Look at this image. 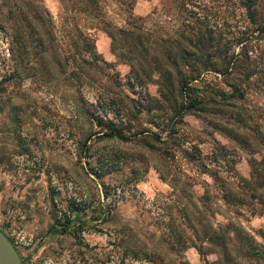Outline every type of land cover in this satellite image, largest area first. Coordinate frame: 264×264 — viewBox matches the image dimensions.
Listing matches in <instances>:
<instances>
[{
	"label": "rangeland",
	"instance_id": "1",
	"mask_svg": "<svg viewBox=\"0 0 264 264\" xmlns=\"http://www.w3.org/2000/svg\"><path fill=\"white\" fill-rule=\"evenodd\" d=\"M5 2L10 6L16 0H0V230L26 264H214L217 248L211 245L210 250L207 241L198 240L185 212L201 221L197 228L203 224L217 228L232 221L264 246V212L253 215L249 208L229 205L222 198L224 192L237 194L245 190L243 178H248L250 172L248 158L260 157L213 127V118L217 124L234 127L236 110L224 112L222 121L220 114L213 115L210 109L188 113L174 126L172 137L168 135L171 121L164 114L163 120H158V128L144 113L143 126L158 132L167 142L143 144L93 135L90 150L81 153L84 135L99 128L78 114L75 100L82 96L99 114L125 122L124 117L107 112L103 98L116 93L144 102L141 94L158 95L157 85L152 81L137 84L129 65L111 51L110 38L96 27L87 31L99 54L93 59L97 65L91 71L94 82H69L56 73L50 78H24L22 74L17 86V79L7 80L14 75L15 62L9 51L12 21L3 23L7 15ZM33 2L49 11L54 43L63 54L72 24L62 3ZM169 2L139 1L137 10H146L144 28L164 34L176 26L179 18L167 11ZM234 2L225 12V21L212 17L210 22L223 29L227 38L247 34L248 46H252L247 47L249 54L262 53L264 40L256 39L257 32L251 31L252 26L247 27L250 24L243 7L238 0ZM187 6L199 15L210 16L215 10L212 0H190ZM204 6L212 9L205 11ZM105 9L112 22L124 23V15L111 0H106ZM85 22L80 21V25L89 27ZM40 30L45 32L43 26ZM233 48L238 51L240 45ZM83 56L92 59L87 53ZM32 63L38 65L37 61ZM56 64L52 59L50 67L56 70ZM127 79L134 82L133 87ZM190 85L195 88L192 94L205 99L214 91L227 89L223 76L213 71L202 73ZM101 93L104 97L97 103ZM242 105L257 113L264 109V94L248 88ZM185 152L195 155L198 161L191 162ZM112 159L113 169L96 176L94 172L103 170ZM201 164L218 178L203 171ZM234 196L240 198L238 194ZM67 219V232H49L54 225L60 227L58 221ZM80 226L79 234L74 235ZM175 229H184L183 235L190 238L185 241L187 246L178 243L173 235ZM133 247L148 252L155 261L135 259L131 254ZM229 247L237 264H256L237 255L233 244Z\"/></svg>",
	"mask_w": 264,
	"mask_h": 264
},
{
	"label": "trees",
	"instance_id": "2",
	"mask_svg": "<svg viewBox=\"0 0 264 264\" xmlns=\"http://www.w3.org/2000/svg\"><path fill=\"white\" fill-rule=\"evenodd\" d=\"M111 1L124 15L122 25H117L108 18L105 9L106 0H60L66 18L71 19L72 24L66 34L68 43L62 47L63 54L58 52L55 46V37L50 30L53 25L52 18L47 9L38 7L33 0H16V4L10 6L5 2L7 15L3 23L12 21V28H9L8 32L9 51L15 62L14 75L8 76L7 80L15 78L19 86L22 74L24 78L29 76L50 78L56 73L69 82L78 81L83 84L94 82L91 71L97 65L93 59L99 54L94 39L87 31L96 27L101 29L110 38L111 51L129 65L135 82L145 85L147 81H152L157 85L158 95L141 94V98L144 99V102H141L127 95L113 93L104 97L102 93L99 94L97 103H100V99L104 97L107 112L110 111L115 117H124L125 122H116L106 114H99L92 103L88 105L80 96V101L75 100L78 114L99 128V131H89L84 135L80 142L81 153L90 150L89 141L93 135L122 142L136 140L143 144H149L151 141L167 142L162 140L158 132L143 126L141 119L144 113L149 115V122L158 128L161 123L158 120H163L164 114L165 119L171 121V124H168L170 128L168 135L172 137L175 132L174 126L188 113H202L210 109L213 115L219 113V120L222 121V114L228 109H234L238 112L234 127L221 122L217 124L215 118L211 121L213 127L240 146L249 149L251 154L259 153L260 157L248 158L250 172L248 178H243L245 190L237 192L241 199H235L234 195L237 194L232 191L224 192L222 198L229 205L249 208L253 215L263 213L264 152L261 151H264V109H260L257 113L249 112L246 108L243 109L242 103L245 102L248 88H254L264 94V51L251 56L247 47L252 46H248L247 34L238 38H227L223 29H217V26L210 22L212 17L225 21L227 16L225 12H228L230 3H235L234 0H212L215 3L213 7L215 10L210 12V16L207 13L199 15L193 9H188L187 3L190 0H170L167 11L176 14L179 19L176 26L164 34H154L153 31L144 28L146 16L134 13L137 0ZM238 1L250 24L247 27L252 26L251 31L257 32L256 39L264 40V0ZM222 6L228 9L224 10ZM203 9L209 12L212 8L204 6ZM80 21H86L89 27L85 25L82 27ZM40 26H43L45 32L40 30ZM234 45H240V49L235 51ZM84 53L89 54L92 59L85 58ZM52 59L57 63L56 70L50 67ZM32 60L35 63L37 61L38 65L33 64ZM207 71L223 76L227 89L214 91L208 99H205L192 94L195 88L190 83ZM254 76L256 78H253ZM127 82L130 87L134 86L131 80L127 79ZM185 153L186 156H191L189 158L191 162L198 161L195 155ZM114 164L112 159L105 164L103 170L94 173L100 177L102 173L113 169ZM201 167L213 178H218L217 174L204 164H201ZM103 192L106 196L107 191L104 186ZM185 217L199 241H207L210 250L211 245L217 248L215 252L218 253V259L214 264H237L236 258L231 253L230 243L234 245L237 255L251 260L250 262L264 264V246L257 243L240 225L228 221L217 228L211 224H203L201 228H197L201 225L199 219L192 218L187 212ZM58 222L60 227L54 225L49 232L65 233L69 230V219ZM81 228L82 226L73 234L78 235ZM183 231L184 229L180 232L175 229L173 235L177 237L178 243L185 247L188 245L185 241H189L190 238L183 235ZM198 250L203 253L202 247L199 246ZM131 254L135 259L155 261L148 252L137 247H133ZM21 264H26L24 259H21Z\"/></svg>",
	"mask_w": 264,
	"mask_h": 264
},
{
	"label": "water",
	"instance_id": "3",
	"mask_svg": "<svg viewBox=\"0 0 264 264\" xmlns=\"http://www.w3.org/2000/svg\"><path fill=\"white\" fill-rule=\"evenodd\" d=\"M0 264H21V257L7 235L0 230Z\"/></svg>",
	"mask_w": 264,
	"mask_h": 264
},
{
	"label": "crops",
	"instance_id": "4",
	"mask_svg": "<svg viewBox=\"0 0 264 264\" xmlns=\"http://www.w3.org/2000/svg\"><path fill=\"white\" fill-rule=\"evenodd\" d=\"M139 1H140V0H137L136 4H135V6H134V13L137 14V15H143V13H145L146 10H145L144 12H139V11L137 10Z\"/></svg>",
	"mask_w": 264,
	"mask_h": 264
}]
</instances>
